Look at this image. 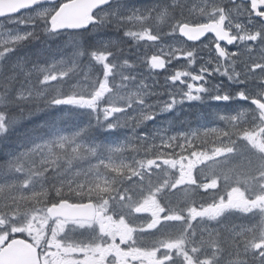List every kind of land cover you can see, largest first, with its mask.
Returning a JSON list of instances; mask_svg holds the SVG:
<instances>
[{
	"label": "snow or ice",
	"instance_id": "obj_1",
	"mask_svg": "<svg viewBox=\"0 0 264 264\" xmlns=\"http://www.w3.org/2000/svg\"><path fill=\"white\" fill-rule=\"evenodd\" d=\"M0 18L23 26L0 22V143L38 118L0 164V264H220L221 227L264 264V0H25ZM64 34L57 59L44 45ZM126 38L158 51L133 59ZM141 65L166 70L162 91ZM186 103L196 128L177 126Z\"/></svg>",
	"mask_w": 264,
	"mask_h": 264
},
{
	"label": "trees",
	"instance_id": "obj_2",
	"mask_svg": "<svg viewBox=\"0 0 264 264\" xmlns=\"http://www.w3.org/2000/svg\"><path fill=\"white\" fill-rule=\"evenodd\" d=\"M129 45L127 42L124 44L119 45L118 49H115L117 52L122 50L123 52L128 51ZM141 47V45H140ZM70 48L71 45H70ZM138 69V68H137ZM136 69V70H137ZM152 77V76H151ZM150 77V82H152V78ZM165 77V76H164ZM164 77H155V81L152 82V84H155L154 90L155 91H162L163 85H164ZM204 110V106L196 103L193 104L190 108V106L186 103L184 106L178 109L177 114H173L175 116V120L177 122V126L180 127L182 125L185 129H187L189 126L192 128H196L197 125H190L189 119L193 118V115L195 116L200 115L201 111ZM199 112V113H198ZM38 122V118L36 116H33L31 118L28 117L27 113H25V118L23 121L20 122V125L16 128V131L13 132V134L9 137V140L5 143H0V164H3L5 160L8 159V152L13 150H22L19 148V142L23 138L25 134H27L32 127ZM183 122V123H181ZM120 137V139H123L125 136L130 135V129L124 128L120 129V131L116 134ZM255 162V158L253 160ZM95 163V161H93ZM84 167H87L86 164L83 165ZM212 192V191H210ZM203 195H208L205 193H202ZM199 199V197H197ZM21 236L22 235H16ZM200 233L199 229L197 230V238H199ZM146 239L150 240L151 237H147Z\"/></svg>",
	"mask_w": 264,
	"mask_h": 264
},
{
	"label": "flooded vegetation",
	"instance_id": "obj_3",
	"mask_svg": "<svg viewBox=\"0 0 264 264\" xmlns=\"http://www.w3.org/2000/svg\"><path fill=\"white\" fill-rule=\"evenodd\" d=\"M147 1H148V0H130V2L133 3V4H135L137 7H139L141 4H146ZM247 17H248V13L245 11V12H242L241 14L237 15V16L235 17V19H237V20H239L240 22L246 24V23H247ZM0 22L5 23L7 29H10V28L14 27V25L7 24V22L4 21L3 18L0 19ZM250 27H254V25H251ZM233 30L235 31V29H233ZM89 31L91 32V28H89ZM164 31L167 32L168 30H165V28H164ZM122 36H123V34L121 35V37H122ZM63 38H64V41H66V40L68 39V35H67V34H64V35H63ZM92 38H94V39H107V38L116 39V38H117L116 29H114V28L105 29V30H103L102 32L95 34L94 37H89V39H92ZM206 38L211 39V38H213V37H212V35H208V36H206V37H205L203 40H201V41L207 42V39H206ZM180 39H181V38H180ZM126 40H127V43H129V44H130V43L134 44V42H133L130 38H126ZM181 40H182V39H181ZM201 41H199L198 43H195V44H199ZM166 42H168V41H167V37H164V38H163V41L161 42V44H162V43H166ZM187 43H188V44H193V43H190V42H187ZM139 44H144V45L149 46L150 49H152V52H153V48H151V42L141 41V42H139ZM228 48H229L231 51H235V50H236V49L233 48L232 46H228ZM69 49H70V46L67 45V48H66L65 51H67V50H69ZM150 52H151V51H150ZM152 52L150 53L149 57L153 54ZM257 52H258V46H257ZM257 52H256V53H252V56L254 55V56L256 57ZM201 55H202V56H205V59L207 58L206 55H205V53L202 52ZM255 57H254V58H255ZM141 66H142V68H139V69H137L136 71H137V72L140 71V73H143V74H145V75H151V76L154 75V76H157V77H164V76L167 74V73H166V70H164V69L151 70V72H150V70H149L147 67H145V66H143V65H141ZM172 67H173V65H168V66H167L168 69H171ZM213 103H215V102H213ZM198 113H199V112H198ZM199 114H200V113H199ZM197 123H198V116H195V114H194V115H193V118H190V119H189V124H190V125H197ZM197 126H198V125H197ZM210 126H221V127H222L223 125L220 124V125H210ZM209 191H215V190H209ZM201 193H203V190H201ZM221 232L223 233V236L229 234L228 230H226V231L224 230V231H221ZM249 236H251V234H249ZM117 242H118V241H117ZM122 247H123V246H122ZM224 248H225V250H224V252H223V254L221 255V258H220V264H227V262H228L229 260L234 259V258L236 257V254H237L238 251H239V253H240V258H241L242 260H243V259H247V260H248V264H256V261L252 258V255H251V254H249V255H247V256L244 255V248H243V245H241V247H240L239 249H237L236 246H233V244L228 245L227 242L225 241V243H224Z\"/></svg>",
	"mask_w": 264,
	"mask_h": 264
},
{
	"label": "rangeland",
	"instance_id": "obj_4",
	"mask_svg": "<svg viewBox=\"0 0 264 264\" xmlns=\"http://www.w3.org/2000/svg\"><path fill=\"white\" fill-rule=\"evenodd\" d=\"M159 2V0H148L146 2V4H152V3H157ZM14 27H23V26H14ZM13 28V27H12ZM11 29V28H10ZM165 30H168L167 28H165ZM64 38H57L55 42L53 41H48V43L46 45H44L45 48H51L54 52H56L57 49H59V52L56 53L57 55V59H60V54L59 53H63L65 58L71 56V53L73 51L72 48H70L69 50L65 51L66 48H67V45H65L64 43ZM168 42L166 43H162L161 46H165ZM31 47H29L28 49H26L25 51L30 53V54H34V51H35V48L39 47L38 44H36V42L34 41L32 45H30ZM153 48V47H151ZM152 52V49H150L149 46L147 45H144V44H141V47L139 46V48H137L135 46V44H132L130 43L129 45V49L128 51L126 52H123L125 55H129V54H132V57L131 58H136L137 55H140L141 57L144 56L145 53H147V55L149 56L150 53ZM158 49L157 48H153V52H157ZM259 55V46H258V52H257V55L256 57H258ZM253 57H255L253 55ZM35 58V57H34ZM31 65H29L30 67ZM140 68H142V66H140ZM140 73V71H138ZM145 75V74H143ZM149 76V80H148V83L152 84L153 81L155 80H152V82H150V77L151 75H147ZM152 77H154V75H152ZM182 126V125H180ZM183 127V126H182ZM126 129V128H125ZM255 157H253V160H254ZM258 218L253 216V215H248L247 217H241L239 214H237L236 216L234 217H231L228 221L229 223V226L231 227L232 225H236V226H239V225H244V226H251V225H254L256 222H257ZM196 223V222H194ZM214 226V222L213 223H209L207 225V227H212ZM214 227H219L218 225L217 226H214ZM221 231H224L225 229L221 227L220 229ZM226 231V230H225ZM229 232V231H228ZM200 233V231H199ZM251 234V233H249ZM78 238H82V237H79V235L77 234ZM25 238L27 239V237L25 236ZM224 240L227 242L228 245H231L233 244V246H236L234 243H232V240H231V236H230V232L228 235H224Z\"/></svg>",
	"mask_w": 264,
	"mask_h": 264
},
{
	"label": "water",
	"instance_id": "obj_5",
	"mask_svg": "<svg viewBox=\"0 0 264 264\" xmlns=\"http://www.w3.org/2000/svg\"><path fill=\"white\" fill-rule=\"evenodd\" d=\"M25 2V0H0V12H9V11H12L14 10L16 7H19L21 6L23 3ZM2 19V18H0ZM208 35H212L211 33H208L206 34V36ZM184 40L186 38L182 37ZM205 37H201V40H203ZM200 40V41H201ZM187 42H190V43H198L199 41H187ZM20 239V238H18ZM3 256V253L0 252V257Z\"/></svg>",
	"mask_w": 264,
	"mask_h": 264
}]
</instances>
